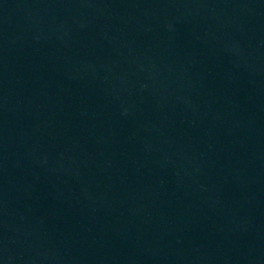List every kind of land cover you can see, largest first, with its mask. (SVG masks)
Here are the masks:
<instances>
[{"label":"water","instance_id":"water-1","mask_svg":"<svg viewBox=\"0 0 264 264\" xmlns=\"http://www.w3.org/2000/svg\"><path fill=\"white\" fill-rule=\"evenodd\" d=\"M0 264H264V0H0Z\"/></svg>","mask_w":264,"mask_h":264}]
</instances>
